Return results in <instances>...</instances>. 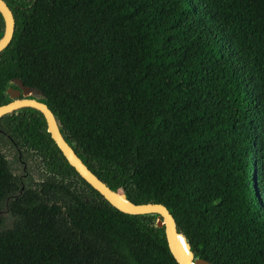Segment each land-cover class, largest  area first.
Instances as JSON below:
<instances>
[{"label": "trees", "instance_id": "16d2710c", "mask_svg": "<svg viewBox=\"0 0 264 264\" xmlns=\"http://www.w3.org/2000/svg\"><path fill=\"white\" fill-rule=\"evenodd\" d=\"M4 1L0 105L15 78L40 90L88 168L164 204L194 259L264 264V0ZM5 208L0 264H177L157 214L109 204L31 107L0 117Z\"/></svg>", "mask_w": 264, "mask_h": 264}, {"label": "water", "instance_id": "95a60500", "mask_svg": "<svg viewBox=\"0 0 264 264\" xmlns=\"http://www.w3.org/2000/svg\"><path fill=\"white\" fill-rule=\"evenodd\" d=\"M0 14L4 21L3 33L0 36V52L10 43L15 20L13 13L4 0H0ZM16 88L9 87L7 94L11 100L0 105V117L19 108L31 107L38 110L45 121L47 133L61 151L66 161L74 168L78 175L94 188L109 204L116 209L129 214H157L156 226L163 228L168 248L177 264H209L204 259H194L185 237L178 231L173 215L162 203L146 202L133 203L126 199L124 187L111 189L80 159L72 146L65 140L60 132L59 122L46 103L39 100L43 95L40 90L24 85L19 78L13 79ZM22 96V97H20ZM31 96V97H29ZM186 244L188 255L181 248L180 238Z\"/></svg>", "mask_w": 264, "mask_h": 264}, {"label": "rangeland", "instance_id": "374dc122", "mask_svg": "<svg viewBox=\"0 0 264 264\" xmlns=\"http://www.w3.org/2000/svg\"><path fill=\"white\" fill-rule=\"evenodd\" d=\"M2 142H4L2 149L6 152L7 158L13 168L14 173H16L19 176H22L23 175L22 163L17 161L15 155L17 153L6 140H3ZM0 215L4 219V226H8L11 223V218H10V214L8 213V210L6 208L3 209L0 212Z\"/></svg>", "mask_w": 264, "mask_h": 264}, {"label": "flooded vegetation", "instance_id": "af4514ba", "mask_svg": "<svg viewBox=\"0 0 264 264\" xmlns=\"http://www.w3.org/2000/svg\"><path fill=\"white\" fill-rule=\"evenodd\" d=\"M12 11V10H11ZM3 19V18H2ZM3 29H4V21H3ZM16 152H17V154H16V159H17V161L18 162H20V163H22V168H23V171H25L26 172V167H25V165H24V161L22 160V158H21V155L19 154V152L16 150ZM25 172H23V175L22 176H20V178H24L25 176H26V173Z\"/></svg>", "mask_w": 264, "mask_h": 264}, {"label": "bare ground", "instance_id": "6f19581e", "mask_svg": "<svg viewBox=\"0 0 264 264\" xmlns=\"http://www.w3.org/2000/svg\"><path fill=\"white\" fill-rule=\"evenodd\" d=\"M181 240V242H180V244H181V248L183 249V251L185 252V254L187 253V250H186V244H185V241H184V239L181 237L180 238ZM186 255H188V254H186Z\"/></svg>", "mask_w": 264, "mask_h": 264}]
</instances>
